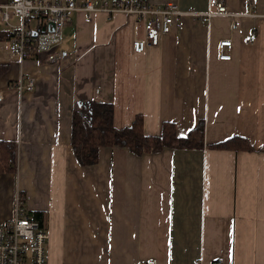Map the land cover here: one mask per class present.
<instances>
[{
    "label": "crops",
    "instance_id": "obj_1",
    "mask_svg": "<svg viewBox=\"0 0 264 264\" xmlns=\"http://www.w3.org/2000/svg\"><path fill=\"white\" fill-rule=\"evenodd\" d=\"M149 1L216 9L211 0ZM226 2L236 16L184 14L144 53L132 46L143 22L105 12L87 22L74 11L63 58L51 62L21 61L10 49L20 17L0 14V143L18 148L16 169L0 171V224L21 193L33 218L44 214L50 264H264V0ZM225 39L230 60L219 56ZM22 71L36 76L34 90L8 87ZM93 100L113 102L119 128L142 114L148 135L174 121L187 136L203 121L205 146L139 155L113 145L81 164L73 113L89 118ZM237 135L250 146L211 147Z\"/></svg>",
    "mask_w": 264,
    "mask_h": 264
},
{
    "label": "built area",
    "instance_id": "obj_2",
    "mask_svg": "<svg viewBox=\"0 0 264 264\" xmlns=\"http://www.w3.org/2000/svg\"><path fill=\"white\" fill-rule=\"evenodd\" d=\"M210 3L216 9L197 12L185 11L175 2L155 5L149 0H99V3L97 0H9L0 4V14L6 21L10 19L11 12L20 17L12 32L10 49L21 61L46 54L45 60L51 62L63 58L64 30L74 11L85 12L87 22L93 21L99 12L133 16L135 21L143 22L145 30L143 35L133 38V50L144 53L158 47L163 35L171 33L184 14L199 15L205 20L213 15H235L229 11L226 0H211ZM255 39L254 34L251 40ZM219 50L220 59H232L233 41H220ZM8 87L17 88L20 93L34 90L37 78L22 71ZM3 92L0 89V97ZM49 239V231L30 215L25 197L18 193L13 217L0 224V264H50L47 253ZM220 262L221 259L217 264ZM148 264L157 262L150 260Z\"/></svg>",
    "mask_w": 264,
    "mask_h": 264
},
{
    "label": "trees",
    "instance_id": "obj_3",
    "mask_svg": "<svg viewBox=\"0 0 264 264\" xmlns=\"http://www.w3.org/2000/svg\"><path fill=\"white\" fill-rule=\"evenodd\" d=\"M6 65H0V75ZM71 144L76 158L81 164L88 165L99 160L102 147L113 145L128 147L134 153L142 155L146 152H157L165 147L204 148L205 125L203 121L191 130L187 136L178 133L174 121H165L160 135H148L144 129V116L138 114L132 125L116 127L115 108L113 102L93 100L90 104L89 118L81 111L75 110L72 121ZM250 145L241 135L213 144L211 147L221 149L248 148ZM18 148L14 141L0 143V171L16 169ZM43 213H37L43 224Z\"/></svg>",
    "mask_w": 264,
    "mask_h": 264
},
{
    "label": "rangeland",
    "instance_id": "obj_4",
    "mask_svg": "<svg viewBox=\"0 0 264 264\" xmlns=\"http://www.w3.org/2000/svg\"><path fill=\"white\" fill-rule=\"evenodd\" d=\"M157 262V261H156ZM158 264V263H157Z\"/></svg>",
    "mask_w": 264,
    "mask_h": 264
}]
</instances>
